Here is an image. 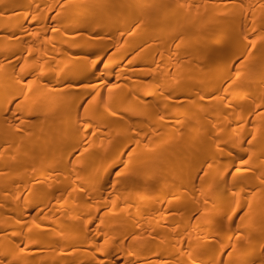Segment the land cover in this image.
<instances>
[{"label": "bare ground", "instance_id": "1", "mask_svg": "<svg viewBox=\"0 0 264 264\" xmlns=\"http://www.w3.org/2000/svg\"><path fill=\"white\" fill-rule=\"evenodd\" d=\"M0 264H264V0H0Z\"/></svg>", "mask_w": 264, "mask_h": 264}]
</instances>
